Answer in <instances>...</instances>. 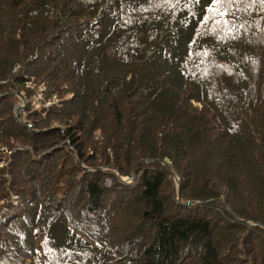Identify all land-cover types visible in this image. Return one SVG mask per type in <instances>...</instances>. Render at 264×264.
<instances>
[{
    "label": "trees",
    "instance_id": "trees-1",
    "mask_svg": "<svg viewBox=\"0 0 264 264\" xmlns=\"http://www.w3.org/2000/svg\"><path fill=\"white\" fill-rule=\"evenodd\" d=\"M0 264H264V0H0Z\"/></svg>",
    "mask_w": 264,
    "mask_h": 264
},
{
    "label": "rangeland",
    "instance_id": "rangeland-1",
    "mask_svg": "<svg viewBox=\"0 0 264 264\" xmlns=\"http://www.w3.org/2000/svg\"><path fill=\"white\" fill-rule=\"evenodd\" d=\"M22 100L24 99V101H25V98H24V96H23V93H21V95L19 96ZM37 99V98H36ZM24 101H23V103H24ZM25 104V103H24ZM19 105V104H17L16 103V109L18 110V111H20V116H21V118H24V116L26 115V111H25V105ZM34 104L36 105V107L38 108V107H40V102H38V100H35V102H34ZM179 175L177 174V175H175L174 174V176L172 177V179H173V183H174V190H176L177 189V186H179L180 184L178 183V181H177V177H178ZM130 177V176H129ZM129 177H123L124 179L126 178V180L127 179H129ZM252 224H253V222H251Z\"/></svg>",
    "mask_w": 264,
    "mask_h": 264
},
{
    "label": "water",
    "instance_id": "water-1",
    "mask_svg": "<svg viewBox=\"0 0 264 264\" xmlns=\"http://www.w3.org/2000/svg\"><path fill=\"white\" fill-rule=\"evenodd\" d=\"M23 101H24V99H23ZM24 103H25V101H24ZM148 162H151V160L150 159H145V160H143L142 162H141V164H143V163H148ZM164 164H167L171 169H172V171L174 172V174L175 175H177V172H176V170L175 169H173V167L168 163V162H163ZM136 169V168H135ZM135 169L132 171V173H131V175H130V177H129V179H127V181L128 182H131L134 178H135ZM177 181H178V183L180 184V177L178 176L177 177ZM178 198H179V200H181V194H180V190L178 191ZM219 201H223V199H219ZM194 202L193 201H188L186 204H193ZM231 210V209H230Z\"/></svg>",
    "mask_w": 264,
    "mask_h": 264
},
{
    "label": "snow or ice",
    "instance_id": "snow-or-ice-1",
    "mask_svg": "<svg viewBox=\"0 0 264 264\" xmlns=\"http://www.w3.org/2000/svg\"><path fill=\"white\" fill-rule=\"evenodd\" d=\"M219 2V0H213V3L215 4V3H218Z\"/></svg>",
    "mask_w": 264,
    "mask_h": 264
}]
</instances>
